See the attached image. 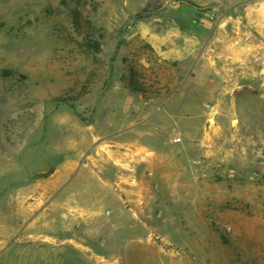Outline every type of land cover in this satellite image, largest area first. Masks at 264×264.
<instances>
[{
    "label": "rangeland",
    "instance_id": "374dc122",
    "mask_svg": "<svg viewBox=\"0 0 264 264\" xmlns=\"http://www.w3.org/2000/svg\"><path fill=\"white\" fill-rule=\"evenodd\" d=\"M70 1L0 0V234L4 213L18 217L0 264H264L263 129L233 124L236 91L197 90L185 51L191 38L216 61L214 28L232 12ZM253 67L236 79L259 108L264 63Z\"/></svg>",
    "mask_w": 264,
    "mask_h": 264
},
{
    "label": "crops",
    "instance_id": "0c3cea01",
    "mask_svg": "<svg viewBox=\"0 0 264 264\" xmlns=\"http://www.w3.org/2000/svg\"><path fill=\"white\" fill-rule=\"evenodd\" d=\"M197 3L201 4L202 7H207L208 5H214L218 11H231L232 15L224 18L220 23L215 26V35L213 40V56L216 61L210 63H201V59L205 57V53L197 55L195 50L197 46L194 47L195 43L198 44V41L189 39L188 45L185 48L186 54L188 56L194 57L196 59V66L194 72L197 76V90H202L206 85L215 87L217 90H226L235 92L238 89L245 88L244 92L239 94H234L231 97V106L234 114L237 116V121L241 124V128L247 127L253 128L254 125H259L261 131V139H264V96H260V107L254 108L250 107L252 100L257 98V96L250 97L248 94V87L237 84V69H244V74L253 75L255 73L253 67L254 59L260 60L264 63V0H196ZM233 27L231 31H234L236 34L232 35L228 33L226 27ZM198 40V39H197ZM209 72L215 77L212 83L204 80L203 75ZM264 73V67L262 69ZM228 76V79L226 78ZM203 80V81H202ZM232 86V87H231ZM248 96L245 98V96ZM259 122V123H258ZM135 133H138L135 130ZM252 134V133H251ZM155 134L147 132L139 134V140L143 141L148 136L152 137ZM98 137L94 135L93 143H97ZM146 148L154 150L149 145L144 144ZM156 152V150L154 151ZM102 157L100 160L95 159L98 164L95 166H105V159L103 153H99ZM10 164L13 163L15 166H10V171L19 172L22 170V166H19V162L14 161L13 154L10 156ZM90 158V159H91ZM18 161V160H17ZM140 161V160H139ZM138 161V163H139ZM15 162V163H14ZM95 162V163H96ZM90 166V164H83V166ZM60 166H79L76 162L71 160L64 161ZM132 166H137L132 165ZM14 167V170L12 169ZM28 182V179L24 182V185ZM17 186L23 188V181L17 182ZM12 199H8V202H11ZM11 209V208H10ZM16 214H13L11 211L9 213L3 214V219L6 220L3 229L0 234V242L3 243L6 240V235L13 237L16 233V228L18 226ZM23 216V215H21ZM8 218H10L8 220ZM23 218H21L22 220Z\"/></svg>",
    "mask_w": 264,
    "mask_h": 264
},
{
    "label": "trees",
    "instance_id": "16d2710c",
    "mask_svg": "<svg viewBox=\"0 0 264 264\" xmlns=\"http://www.w3.org/2000/svg\"><path fill=\"white\" fill-rule=\"evenodd\" d=\"M82 0H78L77 2L80 3ZM73 2V1H70V0H61V4L67 8L70 7V3ZM163 8V6H158V7H155L153 9H150V8H146L143 10V12L137 14L135 16V20H139V19H143L145 17H148L149 15H151L152 13L154 12H157L159 10H161ZM71 9V7H70ZM72 11V21H73V24L74 26L76 27V30L79 34H82L84 32V25L82 23L83 21V14L82 12L79 10V8H76L74 10H71Z\"/></svg>",
    "mask_w": 264,
    "mask_h": 264
},
{
    "label": "built area",
    "instance_id": "2783aa9c",
    "mask_svg": "<svg viewBox=\"0 0 264 264\" xmlns=\"http://www.w3.org/2000/svg\"><path fill=\"white\" fill-rule=\"evenodd\" d=\"M173 142L175 144H181V143H183V139L181 137H176V138H174ZM201 163H202V161H195L194 165L196 166V168H198V167L201 166ZM149 177L153 178V173H150ZM157 188H158V185L155 186V189H157ZM107 215L110 216L111 215V211L107 212Z\"/></svg>",
    "mask_w": 264,
    "mask_h": 264
},
{
    "label": "water",
    "instance_id": "95a60500",
    "mask_svg": "<svg viewBox=\"0 0 264 264\" xmlns=\"http://www.w3.org/2000/svg\"><path fill=\"white\" fill-rule=\"evenodd\" d=\"M245 90H246L245 88H241V89L236 90V92H237V93H240V92H244ZM237 123H238L237 120H235V121L233 122V124H237Z\"/></svg>",
    "mask_w": 264,
    "mask_h": 264
}]
</instances>
